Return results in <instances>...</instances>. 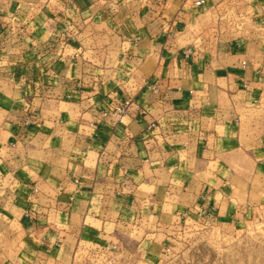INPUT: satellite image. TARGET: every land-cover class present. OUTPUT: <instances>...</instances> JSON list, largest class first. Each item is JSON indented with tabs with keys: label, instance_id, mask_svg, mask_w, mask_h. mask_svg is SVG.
Listing matches in <instances>:
<instances>
[{
	"label": "crops",
	"instance_id": "0c3cea01",
	"mask_svg": "<svg viewBox=\"0 0 264 264\" xmlns=\"http://www.w3.org/2000/svg\"><path fill=\"white\" fill-rule=\"evenodd\" d=\"M263 203L264 0H0V264Z\"/></svg>",
	"mask_w": 264,
	"mask_h": 264
},
{
	"label": "rangeland",
	"instance_id": "374dc122",
	"mask_svg": "<svg viewBox=\"0 0 264 264\" xmlns=\"http://www.w3.org/2000/svg\"><path fill=\"white\" fill-rule=\"evenodd\" d=\"M145 236L153 243L139 245ZM111 245L81 243L72 264H264V203L255 206L248 221L237 228L203 215L159 225L137 221L136 239Z\"/></svg>",
	"mask_w": 264,
	"mask_h": 264
},
{
	"label": "built area",
	"instance_id": "2783aa9c",
	"mask_svg": "<svg viewBox=\"0 0 264 264\" xmlns=\"http://www.w3.org/2000/svg\"><path fill=\"white\" fill-rule=\"evenodd\" d=\"M190 52H191V49H188L187 53H190ZM131 102L132 100L126 99L124 102L115 105L111 109L103 111L102 116H110L115 120H121L122 115H124L130 108ZM202 215L206 216L207 218H211L212 216L211 213L208 212L207 210H202L199 216H202Z\"/></svg>",
	"mask_w": 264,
	"mask_h": 264
}]
</instances>
